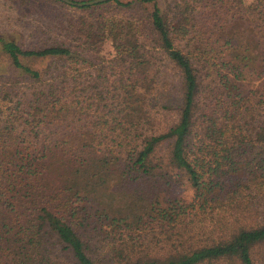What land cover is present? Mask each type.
Wrapping results in <instances>:
<instances>
[{
  "label": "trees",
  "instance_id": "1",
  "mask_svg": "<svg viewBox=\"0 0 264 264\" xmlns=\"http://www.w3.org/2000/svg\"><path fill=\"white\" fill-rule=\"evenodd\" d=\"M48 1L0 28V264H264V0Z\"/></svg>",
  "mask_w": 264,
  "mask_h": 264
},
{
  "label": "rangeland",
  "instance_id": "2",
  "mask_svg": "<svg viewBox=\"0 0 264 264\" xmlns=\"http://www.w3.org/2000/svg\"><path fill=\"white\" fill-rule=\"evenodd\" d=\"M81 1V0H74ZM126 1V0H122ZM248 0H244L247 2ZM104 14L116 13L112 6L105 4L100 9ZM79 11L74 7H68L59 3H52L48 0H0V28H8L14 32V28L22 34L25 43L34 41L37 37L44 36L47 30L48 20L54 15L76 14ZM52 34V32H49ZM107 43L99 47L101 52L109 51Z\"/></svg>",
  "mask_w": 264,
  "mask_h": 264
},
{
  "label": "water",
  "instance_id": "3",
  "mask_svg": "<svg viewBox=\"0 0 264 264\" xmlns=\"http://www.w3.org/2000/svg\"><path fill=\"white\" fill-rule=\"evenodd\" d=\"M60 1H63L65 3H67V4L80 6V5H91V4H95V3L106 1V0H85V1H81V2L72 1V0H60Z\"/></svg>",
  "mask_w": 264,
  "mask_h": 264
}]
</instances>
